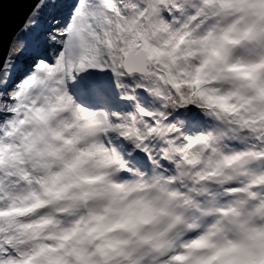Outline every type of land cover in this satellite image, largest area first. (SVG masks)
Masks as SVG:
<instances>
[{
	"label": "clouds",
	"instance_id": "clouds-1",
	"mask_svg": "<svg viewBox=\"0 0 264 264\" xmlns=\"http://www.w3.org/2000/svg\"><path fill=\"white\" fill-rule=\"evenodd\" d=\"M202 6L179 56L185 95L264 115V0ZM62 94L30 93L12 114L0 102V170L19 178L0 194V232L15 264H264V192L239 215L174 224L182 201L163 173L125 159L121 134Z\"/></svg>",
	"mask_w": 264,
	"mask_h": 264
},
{
	"label": "snow or ice",
	"instance_id": "snow-or-ice-1",
	"mask_svg": "<svg viewBox=\"0 0 264 264\" xmlns=\"http://www.w3.org/2000/svg\"><path fill=\"white\" fill-rule=\"evenodd\" d=\"M16 44L0 66V102L9 114L38 91H62L96 110L121 134L117 148L173 185V220L236 216L264 192V115L229 106L202 111L185 95L179 56L199 34L207 0H19ZM196 29H193V26ZM29 50V71L10 83L14 57ZM11 92V95L8 93ZM223 98V97H221ZM231 113V114H230ZM19 178L0 170V194ZM178 210V214H176ZM15 243L0 232V264H15Z\"/></svg>",
	"mask_w": 264,
	"mask_h": 264
},
{
	"label": "water",
	"instance_id": "water-1",
	"mask_svg": "<svg viewBox=\"0 0 264 264\" xmlns=\"http://www.w3.org/2000/svg\"><path fill=\"white\" fill-rule=\"evenodd\" d=\"M25 7L19 0H0V66L7 56L12 37L23 23Z\"/></svg>",
	"mask_w": 264,
	"mask_h": 264
},
{
	"label": "bare ground",
	"instance_id": "bare-ground-1",
	"mask_svg": "<svg viewBox=\"0 0 264 264\" xmlns=\"http://www.w3.org/2000/svg\"><path fill=\"white\" fill-rule=\"evenodd\" d=\"M16 40V34L12 37L10 44H9V49H11L14 45L18 49L19 45L14 43ZM8 54V53H7ZM7 57V56H6ZM19 57L23 60L21 62V65L19 66V69L15 72L14 78L11 80L13 82H17L18 79H21L28 71H29V65L31 64V54L29 57L26 56L24 52L20 53Z\"/></svg>",
	"mask_w": 264,
	"mask_h": 264
},
{
	"label": "rangeland",
	"instance_id": "rangeland-1",
	"mask_svg": "<svg viewBox=\"0 0 264 264\" xmlns=\"http://www.w3.org/2000/svg\"><path fill=\"white\" fill-rule=\"evenodd\" d=\"M14 43H16V40H15ZM17 45H18V44H17ZM13 47H15V45H14ZM13 47H12V48H13ZM9 50H10V49H8V53H9ZM24 53L26 54L27 57H29L30 54H31L29 50H26ZM7 55H8V54H7ZM15 58H18V60H16V61L13 63L12 68H11V70H10V71H11V80L14 78L15 72L19 69V66L21 65V63H23V62H21V61H23V60H22L19 56L15 57ZM23 77H24V76H23ZM23 77H22L21 79H23ZM21 79H18L17 82H19V80H21ZM17 82H16V83H17ZM10 83L14 84L15 82L10 81Z\"/></svg>",
	"mask_w": 264,
	"mask_h": 264
},
{
	"label": "trees",
	"instance_id": "trees-1",
	"mask_svg": "<svg viewBox=\"0 0 264 264\" xmlns=\"http://www.w3.org/2000/svg\"><path fill=\"white\" fill-rule=\"evenodd\" d=\"M16 60H18V58H15V57H14V62H15Z\"/></svg>",
	"mask_w": 264,
	"mask_h": 264
}]
</instances>
